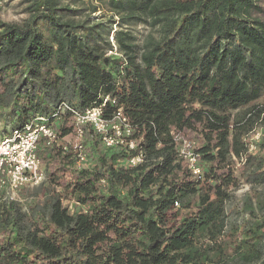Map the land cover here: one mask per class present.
<instances>
[{
  "label": "trees",
  "instance_id": "16d2710c",
  "mask_svg": "<svg viewBox=\"0 0 264 264\" xmlns=\"http://www.w3.org/2000/svg\"><path fill=\"white\" fill-rule=\"evenodd\" d=\"M26 2L23 23L0 22V120L43 116L57 138L38 141L45 181L25 208L0 201V264H264V0ZM61 104L120 109L134 148L89 124L77 137Z\"/></svg>",
  "mask_w": 264,
  "mask_h": 264
},
{
  "label": "built area",
  "instance_id": "2783aa9c",
  "mask_svg": "<svg viewBox=\"0 0 264 264\" xmlns=\"http://www.w3.org/2000/svg\"><path fill=\"white\" fill-rule=\"evenodd\" d=\"M107 99L106 97L104 102ZM64 111L72 112L77 137L82 134V125L89 124L101 135L105 147L127 145L130 149L134 148V141L126 142V137L131 134L132 129L120 109L117 110L111 121H106L102 118L101 107H92L79 113L71 110L66 104H61L52 114V118ZM53 126L54 123L49 122L48 118L36 116L20 127L11 129L8 135L0 134V192L5 186L17 190L25 186H36L43 180L44 175L40 169L37 144L42 138H46L50 142L55 141L57 136ZM177 139L178 137L175 136V140ZM179 142V156L187 160L188 166L194 174L200 175L197 155L193 151L194 142L184 139ZM63 149L66 151L67 146H64ZM73 149L76 152V165L79 166L84 160L82 147L76 143ZM140 160L138 156L129 159L127 163L136 165Z\"/></svg>",
  "mask_w": 264,
  "mask_h": 264
},
{
  "label": "rangeland",
  "instance_id": "374dc122",
  "mask_svg": "<svg viewBox=\"0 0 264 264\" xmlns=\"http://www.w3.org/2000/svg\"><path fill=\"white\" fill-rule=\"evenodd\" d=\"M27 2L26 0H0V22L4 23H12V24H21L23 23L27 18L28 14L26 11ZM100 14L97 13L94 16H99ZM138 31L142 32L141 28H138ZM5 125L0 120V134L1 135H8L11 128H6ZM261 128L256 129V131L249 135V137L246 139L247 143L249 144V151L255 152L256 148L254 146V141L259 140L261 136ZM191 142H194V145H196V141L190 140ZM65 145L73 146L76 145L74 141V137L68 136L64 139ZM127 163V162H126ZM128 164V163H127ZM242 163H236L234 168L238 170ZM41 172L44 175L43 169H41ZM45 181V175L43 177V180L36 186H25L17 190H12L5 186L2 191L0 192V201H17L23 207L25 208L26 204H28L33 198L36 193L37 188L40 186L41 183ZM42 188V187H41ZM43 189V188H42ZM250 189V186L245 184L244 182L239 184V187L237 190L233 191V195L235 196V204L237 205V208L240 206V199L242 196L247 193ZM64 205L68 206L69 208H72L74 206L73 201H64ZM241 214L240 215H233L232 219L239 222L241 220Z\"/></svg>",
  "mask_w": 264,
  "mask_h": 264
}]
</instances>
